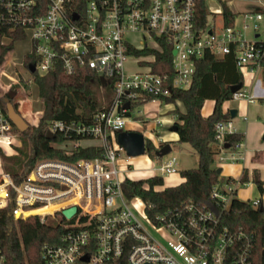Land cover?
<instances>
[{"label": "built area", "instance_id": "obj_1", "mask_svg": "<svg viewBox=\"0 0 264 264\" xmlns=\"http://www.w3.org/2000/svg\"><path fill=\"white\" fill-rule=\"evenodd\" d=\"M260 4L264 8V0ZM36 5L35 0H0V25L9 26L5 32L12 36L16 31L26 36L27 54L37 59L35 73L44 76L57 62L67 75L89 67L103 90L112 87L109 106L95 114L92 123L54 121L47 131L97 142L100 157L76 162L40 160L30 171L23 164L17 178L0 172V211L12 205L16 221L38 218L48 223L52 219L48 224L64 231L60 244L42 247V264H106L120 260L125 252L127 264H252V235L219 230L213 211L190 204L182 212L158 217L155 223L140 198L128 200L122 191L125 179L120 178L128 170L118 168L125 150L117 135L132 123L134 105L161 106L173 88L188 89L196 61L206 54L218 59L234 55L243 86L230 101L255 103L257 99L244 86L264 68V24H260L264 10L244 15L245 22H254L255 38L249 41L236 24L223 26L220 32L209 27L197 32L195 0H89L83 16L70 12L72 0H47L42 15ZM210 12L221 15L219 9ZM249 28L246 23L244 29ZM162 43L172 51L173 76L153 69ZM174 123L169 120L166 126ZM215 129L219 145L235 133L232 119L217 123ZM19 136L0 109V146L14 151ZM158 159L151 177L177 173L175 159L165 163ZM212 197L226 208L235 192L231 186L223 190L219 183ZM251 205L258 207L259 202ZM72 207L77 208L76 214L65 218L63 211ZM35 212L39 213L30 215ZM76 218L77 225H72ZM86 255H90L87 263L81 261ZM0 264H7L1 239Z\"/></svg>", "mask_w": 264, "mask_h": 264}, {"label": "trees", "instance_id": "obj_2", "mask_svg": "<svg viewBox=\"0 0 264 264\" xmlns=\"http://www.w3.org/2000/svg\"><path fill=\"white\" fill-rule=\"evenodd\" d=\"M35 1L36 7L42 10L41 15L44 14L47 0ZM88 1L72 0L70 12L83 16ZM208 1L210 0H195V29L197 32L206 30L209 27V18L217 16L210 12ZM219 2L223 26L225 28L234 27L238 14L234 13L227 3ZM36 15H40V12ZM8 28L7 25H0V79L2 70L12 58L13 53H8L13 50L14 44L26 40V36L20 31L14 32L13 36L11 32H5ZM10 40L11 43L5 45ZM137 53L142 54L143 52ZM172 59V51L162 43V52L157 56L154 71L160 75L168 73L173 76ZM36 62L37 59L33 55H26L24 59L31 83L35 86V99L42 103L41 111L33 115L31 97L23 87L17 86L15 99L19 104L20 114L31 125H35L41 118L40 123L36 127L30 126L24 133L19 132L12 124L15 133L30 140L31 154L28 155L25 142L19 157H2L7 163L6 170L15 178L24 162H26L27 170L30 171L40 160L76 162L80 159L100 157L102 153V149L97 146L84 148L76 146L79 141H86L81 137L58 133L54 135L53 140H50L47 139L46 134L50 124L54 121L92 123L94 115L109 106L112 87L103 90L98 82L97 74L89 67L79 68L75 74L67 75L61 62H57L54 69L44 76L38 73L32 74L29 66ZM242 80L232 54L221 59L206 54L196 61L191 86L188 89L173 88L170 96L163 97L162 101L164 105L175 106L178 143L188 144L193 148L198 156L197 168L181 171L180 175L184 181L177 186L161 188L164 182L163 178L158 176L141 180L126 178L122 184V191L128 200L140 198L145 204L148 216L155 223L158 217L168 212H182L184 207L190 204L213 211L219 220V230L227 229L229 232H244L252 235L250 260L252 264H264V211L262 207H254L250 202L233 197L230 204L224 208L212 197L214 187L220 183L218 169L213 166L215 162L213 147L219 146L215 127L217 123L231 119L230 112L223 111V104L232 98L231 87L242 83ZM13 84H17V81ZM11 87L3 89L0 86V109L6 115V105L1 96L8 93ZM148 100L152 101L153 98L150 97ZM208 100L214 101L215 106L212 114L204 118L202 109ZM178 102L185 106L184 112L179 110ZM15 107L18 110L17 105ZM243 139L242 134L234 133L225 137V144L230 145L229 149H234L243 142ZM68 144L76 147L68 150ZM165 144L161 143L160 147ZM146 146L147 155L157 160L158 158L154 155L155 145L148 141ZM10 163H12L11 166H9ZM255 182L260 192L263 193V183L258 179ZM82 217L80 222H83ZM78 218L74 219L71 224L77 225ZM63 234L62 229L50 226L48 223H41L38 218L16 221L12 216V205L0 211V239L7 264H42V247L45 244H60ZM127 258L128 252H125L120 260L106 264H127ZM77 264L83 263L78 262Z\"/></svg>", "mask_w": 264, "mask_h": 264}, {"label": "rangeland", "instance_id": "obj_3", "mask_svg": "<svg viewBox=\"0 0 264 264\" xmlns=\"http://www.w3.org/2000/svg\"><path fill=\"white\" fill-rule=\"evenodd\" d=\"M222 1L224 3H227L230 9L238 14V18L236 19V26L238 29H241L243 31L244 37L249 41H254L255 33L252 29V25L254 24L253 21H244V15L246 13H255L263 11L264 8L260 4L262 0H210L208 1V7L209 10H221L220 2ZM249 24V29H244L245 24ZM260 24H264V21L260 22ZM223 27V20L222 16H211L209 18V29H214L216 32H220ZM11 43L10 41H7L5 45H8ZM28 51V45L25 41L16 42L14 44L13 50L10 53H13L12 58L10 59L7 66L2 70L1 79H0V86L4 89H9L13 83L17 81V84H13L10 91H16L17 92V86L25 88L26 93L31 97L32 100V113L33 115L37 114L39 111H41L42 103L40 100H36L34 94H36L35 86L31 83V77L30 74L27 72V69L24 65V59L26 57ZM7 54V55H8ZM244 82V81H243ZM247 82V81H246ZM244 89H247L249 91V87L247 84L244 86ZM33 94V95H31ZM104 97V93H102ZM5 97V95L1 96ZM16 102V99L14 100ZM214 101L208 100L206 102V105L204 106V111L206 109H209V106ZM17 103V102H16ZM105 104V102H103ZM170 105H164L156 106L154 103H139L134 105L133 110L131 111V120L132 123L128 124L125 127V131H137L142 133L145 138L147 139V142L150 141L154 145H160L161 143H168V142H161V138H163V135L166 136V134L169 132V129L166 127L164 128L163 125H160L156 120L161 117L162 115H166V117H174V109L171 110ZM177 106L181 112L185 111V106L183 103L178 102ZM17 107L19 110V104L17 103ZM236 109L238 110V116L234 119L236 123H241L240 118L247 117L251 118L253 116L252 108L251 106H248L243 101L240 102H232L227 101L223 104V111L230 112V110ZM162 112H165L163 114ZM27 121V120H26ZM29 122V121H28ZM242 124V123H241ZM26 142L28 147V155L31 154L30 150V140L28 138H22L19 136L16 145L14 147V151L10 152L11 150L9 148L1 147L0 146V172H8L6 170L7 163L4 162L2 157L5 158H12V157H19L20 156V150L24 148V143ZM172 145V153L168 156H165L162 158L163 162H168L169 160L175 159L176 161V169L177 173L174 175H166L163 178V186L161 188L171 187L177 180H182L180 172L197 168L198 166V156L196 152L193 150V148L188 145ZM90 146H97L100 147V145L95 143H89L87 141H82L79 145V147H90ZM63 147V146H62ZM76 146L72 144L67 145V149L71 150ZM213 150L215 152V162H214V168L220 170L221 165H225L226 163H230L226 160H221V158H226L228 156V153L232 151V149H224L223 145L214 146ZM221 151L222 154L218 153V151ZM149 155H143L140 157H129L127 153L124 151L121 153V156L118 161V168L120 170H128L127 173H123L120 178L121 179H135V180H141V179H147L151 177L154 173L151 171L153 168L158 167V164H156V159L152 160V166L149 164ZM12 163L9 164L11 166ZM23 168H26V162H24ZM220 177L221 174H220ZM224 178V177H223ZM220 183H222L220 179ZM233 188H236L235 185L232 186ZM240 199L244 200V197H240ZM53 220L48 219V223H51Z\"/></svg>", "mask_w": 264, "mask_h": 264}, {"label": "crops", "instance_id": "obj_4", "mask_svg": "<svg viewBox=\"0 0 264 264\" xmlns=\"http://www.w3.org/2000/svg\"><path fill=\"white\" fill-rule=\"evenodd\" d=\"M248 87L249 94L253 95L257 100L255 103H249L246 100L241 101L246 103L248 106H251L253 116H251V118H249V116L240 118V122L242 124L236 123L234 119H232L235 133L242 134L244 139L241 144L237 145L234 149H232L231 152L228 153L226 158H221V160H226L230 163L221 165L220 170L222 177H220V179L222 183H220V187L225 190L227 186L232 187L235 185L236 188L233 189L237 199L251 203L257 201L259 202V206H261L264 211V192H260L255 182L257 179L261 181L263 183L264 190V68L256 72L252 82H248ZM206 102L204 106L206 105ZM214 106L215 102L211 103L209 109H206V111H204L203 107L202 116L204 118L210 116L214 110ZM169 107L171 110L174 109V105H170ZM225 112H227V110ZM162 113L165 114V112ZM169 120H175V116L172 118L162 115L156 120V122H158L160 125H163L164 128L167 127L170 129L169 126H166V122ZM162 121L165 124H161ZM161 139L162 141L168 142L170 144L180 146L184 145L178 143V134L171 133L170 130L166 136L163 135V138ZM87 142L95 143L94 141ZM218 153L222 154L220 150ZM152 163V161H149L150 165H152ZM183 181V178L182 180H177L172 186H177ZM240 197H244V200L240 199Z\"/></svg>", "mask_w": 264, "mask_h": 264}, {"label": "water", "instance_id": "obj_5", "mask_svg": "<svg viewBox=\"0 0 264 264\" xmlns=\"http://www.w3.org/2000/svg\"><path fill=\"white\" fill-rule=\"evenodd\" d=\"M74 20L78 19V15H75L73 17ZM175 54V52H174ZM29 71L34 74L36 72L35 66L30 65ZM101 84L105 86V81L101 79ZM243 83H240L238 85L231 87V92L236 93L240 89H242ZM17 92L16 91H9L5 94L3 102L6 105L7 110V117L9 121L16 127V129L24 133L26 132L30 126L36 127L40 123V119H38L37 123L35 125H31L26 119L20 114L19 110L16 109L17 103L14 101L16 97ZM238 111L236 109L230 110V117L231 119H235L237 117ZM171 133H177L178 127L174 123L173 126L170 127ZM47 139L53 140L54 135L50 132H47L46 134ZM264 140V136H263ZM117 142L118 144L125 150L127 155L129 157H140L146 154L147 152V139L145 136L137 131H119L117 135ZM230 145L225 144L224 149H229ZM172 153V147L170 143H166L164 146H162L160 149L156 150L154 152V155L157 158H164L165 156H168ZM218 173L221 174V170H218ZM77 212L76 207H72L70 209H67L63 211V216L67 219H71ZM90 255L84 256L81 261L87 263L89 261Z\"/></svg>", "mask_w": 264, "mask_h": 264}, {"label": "bare ground", "instance_id": "obj_6", "mask_svg": "<svg viewBox=\"0 0 264 264\" xmlns=\"http://www.w3.org/2000/svg\"><path fill=\"white\" fill-rule=\"evenodd\" d=\"M5 147L8 148L7 146H5ZM88 209H89V208L86 207L85 209H83V212H84V211H87ZM36 213H39V212L31 213L30 215H33V214L35 215Z\"/></svg>", "mask_w": 264, "mask_h": 264}]
</instances>
